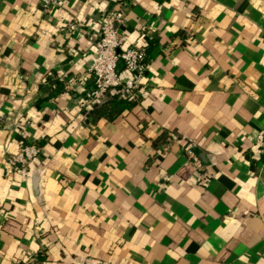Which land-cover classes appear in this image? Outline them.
<instances>
[{
	"label": "crops",
	"instance_id": "crops-1",
	"mask_svg": "<svg viewBox=\"0 0 264 264\" xmlns=\"http://www.w3.org/2000/svg\"><path fill=\"white\" fill-rule=\"evenodd\" d=\"M124 1L0 0V264H264V0ZM119 7L147 71L132 108L88 111L92 78L64 82Z\"/></svg>",
	"mask_w": 264,
	"mask_h": 264
},
{
	"label": "built area",
	"instance_id": "built-area-1",
	"mask_svg": "<svg viewBox=\"0 0 264 264\" xmlns=\"http://www.w3.org/2000/svg\"><path fill=\"white\" fill-rule=\"evenodd\" d=\"M128 1L121 2L120 6L127 5ZM45 13H51L57 8L61 0H41ZM125 16L122 8L109 10L104 14L98 40L94 44L95 56L93 63L82 78H68L64 82L66 89L71 90L84 82L86 77L93 80V88L85 91L81 106L92 111L105 104L111 96L122 100L137 102L139 89L148 67V56L145 47L130 46L125 48L127 35L123 30ZM69 30L76 31L77 25L71 24ZM123 69H119V64ZM256 148L259 154L264 155V129L260 132ZM40 147L36 145L21 146L17 154L10 157L8 167L18 173L23 182L29 178V166L40 156ZM191 162L202 170L200 160L191 149H187ZM12 264H36L35 256H28L16 260Z\"/></svg>",
	"mask_w": 264,
	"mask_h": 264
},
{
	"label": "trees",
	"instance_id": "trees-1",
	"mask_svg": "<svg viewBox=\"0 0 264 264\" xmlns=\"http://www.w3.org/2000/svg\"><path fill=\"white\" fill-rule=\"evenodd\" d=\"M136 103L137 102L122 100L116 96H112L110 101H108V103L106 104L107 106H105V107H108V105H109V107H113V109H115V110H118V109L123 110V109L132 108ZM97 108H99V107L94 108V110L92 112H94ZM100 108H102V106Z\"/></svg>",
	"mask_w": 264,
	"mask_h": 264
}]
</instances>
